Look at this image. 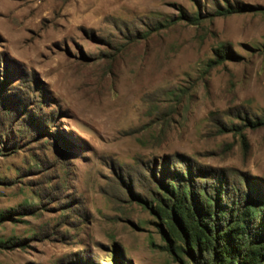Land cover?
I'll return each instance as SVG.
<instances>
[{"label":"rangeland","instance_id":"1","mask_svg":"<svg viewBox=\"0 0 264 264\" xmlns=\"http://www.w3.org/2000/svg\"><path fill=\"white\" fill-rule=\"evenodd\" d=\"M188 175L264 199V0H0V264H188Z\"/></svg>","mask_w":264,"mask_h":264},{"label":"trees","instance_id":"2","mask_svg":"<svg viewBox=\"0 0 264 264\" xmlns=\"http://www.w3.org/2000/svg\"><path fill=\"white\" fill-rule=\"evenodd\" d=\"M215 51L218 57L225 52ZM163 187L164 201H157L156 210L173 240L167 252L188 264H264V199L241 197L226 204V191L216 183Z\"/></svg>","mask_w":264,"mask_h":264}]
</instances>
